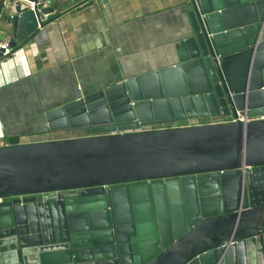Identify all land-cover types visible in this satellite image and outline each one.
<instances>
[{
    "label": "water",
    "instance_id": "95a60500",
    "mask_svg": "<svg viewBox=\"0 0 264 264\" xmlns=\"http://www.w3.org/2000/svg\"><path fill=\"white\" fill-rule=\"evenodd\" d=\"M30 1L12 48L59 0ZM184 10L175 62L42 113L79 135L0 145V197L26 195L0 201V264H264V119L177 124L264 112V0Z\"/></svg>",
    "mask_w": 264,
    "mask_h": 264
},
{
    "label": "crops",
    "instance_id": "0c3cea01",
    "mask_svg": "<svg viewBox=\"0 0 264 264\" xmlns=\"http://www.w3.org/2000/svg\"><path fill=\"white\" fill-rule=\"evenodd\" d=\"M78 1H57L47 22L0 58V145L7 136L24 143L79 135L46 130L42 113L92 86L175 62L174 43L190 34L184 0H93L71 7ZM15 4L0 13V39L11 37Z\"/></svg>",
    "mask_w": 264,
    "mask_h": 264
},
{
    "label": "built area",
    "instance_id": "2783aa9c",
    "mask_svg": "<svg viewBox=\"0 0 264 264\" xmlns=\"http://www.w3.org/2000/svg\"><path fill=\"white\" fill-rule=\"evenodd\" d=\"M10 1L13 0H2V5L3 7H5ZM21 1H26L28 3V8L33 10L34 9V2L30 1V0H15L16 3H21ZM48 5L47 1H42V6L46 7ZM14 14V11L9 15V17H11ZM41 28L42 24L38 21L36 24V28ZM0 58L1 57H5L11 54L12 52V47H10L8 45V39H0ZM264 119V112L261 114H255V115H247L245 110H236L235 112V117H229L227 118L228 121H234V120H238L241 122H247V121H256V120H262ZM226 120V119H225ZM226 120V121H227ZM187 123H177L178 125H195V124H200V123H213V122H220V121H224L220 118H204V119H196V118H191V119H187L186 120ZM139 129H148L147 127H140ZM2 145H8L7 142H5ZM251 167H244V168H240L241 172L243 173L245 169H250ZM222 172V171H220ZM108 187V186H105ZM57 192V191H54ZM37 196V195H43V193H34V194H28L27 196ZM26 196V195H5L0 197V201L2 200H12L14 198H17L19 201L22 200V198Z\"/></svg>",
    "mask_w": 264,
    "mask_h": 264
},
{
    "label": "trees",
    "instance_id": "16d2710c",
    "mask_svg": "<svg viewBox=\"0 0 264 264\" xmlns=\"http://www.w3.org/2000/svg\"><path fill=\"white\" fill-rule=\"evenodd\" d=\"M2 9H3L2 0H0V13L2 12ZM19 44H17L16 46H18ZM6 142L8 144H15V143H17V138L15 136H7Z\"/></svg>",
    "mask_w": 264,
    "mask_h": 264
},
{
    "label": "rangeland",
    "instance_id": "374dc122",
    "mask_svg": "<svg viewBox=\"0 0 264 264\" xmlns=\"http://www.w3.org/2000/svg\"><path fill=\"white\" fill-rule=\"evenodd\" d=\"M2 36H3V34H2ZM186 120H183V121H181V122H179V123H184Z\"/></svg>",
    "mask_w": 264,
    "mask_h": 264
}]
</instances>
